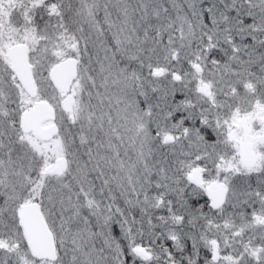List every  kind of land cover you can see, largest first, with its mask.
<instances>
[{"label":"snow or ice","instance_id":"obj_1","mask_svg":"<svg viewBox=\"0 0 264 264\" xmlns=\"http://www.w3.org/2000/svg\"><path fill=\"white\" fill-rule=\"evenodd\" d=\"M0 264H264V0H0Z\"/></svg>","mask_w":264,"mask_h":264}]
</instances>
